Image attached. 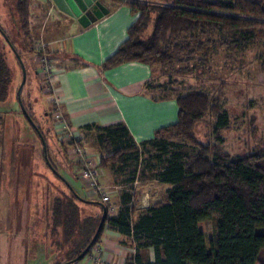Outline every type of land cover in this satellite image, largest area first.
<instances>
[{
  "label": "trees",
  "instance_id": "16d2710c",
  "mask_svg": "<svg viewBox=\"0 0 264 264\" xmlns=\"http://www.w3.org/2000/svg\"><path fill=\"white\" fill-rule=\"evenodd\" d=\"M4 1L15 2L10 7V16L14 20L12 30H16L19 36L23 33L31 42V48L16 45L1 23L0 43L13 46L22 61L20 51L32 52L36 57L30 24L31 0ZM114 1L128 5L133 13L139 14V18L129 30L128 41L106 62V67L140 62L153 71L156 65H170L177 60L190 62L194 51H203L207 43L206 40L199 41L193 51L197 38L207 36L213 28L223 34L222 44L228 47L235 45L239 48L241 42L249 44L259 34L264 37V0H162V5L135 0ZM153 15H156L153 32L147 39H141L140 34L147 31ZM184 54L187 57H183ZM154 80L155 74L149 83L150 89L163 99L176 100L179 119L177 124L160 130L153 140L146 142L156 144L160 134L174 132L199 153L189 157L176 152L169 157L167 147L156 144L168 156L158 175L160 183L169 186L164 199L134 220L136 210L128 206L132 195L126 194V206L118 214H108L100 237L86 257L100 240L105 226H109L132 238L138 250L153 248L155 261L147 264H264V260H260L264 252V153L232 157L217 147L210 148L196 142L192 131L195 123L212 111L209 97L197 90L188 91L184 96H170L162 93V87ZM12 81V70L0 48V103L8 99ZM229 124L228 113L221 112L215 131L218 133ZM96 128L101 145V168L112 164V170L116 169L118 164L127 162L126 156L130 154L137 155L135 160L139 162V146L124 124ZM68 146L67 153L70 142ZM139 168L138 165L130 172L128 181L134 182L140 173ZM53 169L58 172L55 167ZM71 190L70 197L64 196L67 204L58 198L53 209L55 218H58L57 225L70 224L66 228L69 238L77 236L81 239L74 242L75 249L69 253L66 264L79 262L76 259L90 245L102 221V218H88L81 222L75 204L76 194L80 195ZM63 216L65 218L61 221ZM211 221H214L216 236L208 242L206 224ZM128 264L144 263L138 254L134 263Z\"/></svg>",
  "mask_w": 264,
  "mask_h": 264
},
{
  "label": "rangeland",
  "instance_id": "374dc122",
  "mask_svg": "<svg viewBox=\"0 0 264 264\" xmlns=\"http://www.w3.org/2000/svg\"><path fill=\"white\" fill-rule=\"evenodd\" d=\"M14 3L0 0V23L9 31L16 45L29 49L31 42L24 34L19 36L16 30H12L14 20L10 16V7ZM217 31L213 28L207 36L197 38L193 51L199 41L206 40L207 43L203 51H194L192 61L177 60L170 65L153 67L154 82L162 87V93L170 96H184L188 91L197 90L209 97L212 111L196 122L192 131L196 142L210 148L217 147L232 157L264 153V37L259 34L249 44L241 42L239 48L235 45L228 47L222 44L223 34ZM149 36L148 30L140 34L144 40ZM209 39L211 42L208 44ZM41 40L46 41L39 38L33 39V42L35 44ZM0 48L12 70L17 86L14 98L19 103V90L23 83L22 65L7 43L1 41ZM20 53L27 76L25 92L21 94L24 107L44 135L49 150L48 159L60 173L57 156L47 139L52 136L51 120L47 117L42 119L38 112L40 104L35 105L40 97L39 88L45 90V84L43 79L42 85L41 81L31 77L35 66L37 70L34 54ZM184 55L187 57V54ZM18 103L15 109L0 103V264H66L69 253L75 249L74 242L81 239L77 236L69 238L66 234L70 224H56L58 218H55L53 211L56 199L60 198L67 204L63 195L64 185L61 177L50 171L42 141ZM52 109L49 107L50 114ZM221 112L228 113L230 124L217 133L215 127ZM98 133H91L86 143L102 154L101 145L95 137ZM156 144L167 147L169 157L176 152L189 157L199 153L192 144L174 132L160 134ZM156 144H137L139 162L135 160L137 155L130 154L126 156L127 162L113 168L115 179L125 184L130 172L139 165L140 190H137L135 206L139 204L137 197L140 191L147 188L156 190L159 201L164 199L167 188L161 186L158 175L166 165L168 156ZM108 168H112V164ZM70 183L79 193L82 192L78 183L73 180ZM90 213L86 211L85 219L81 220L79 209L81 222H85L92 215ZM102 215L97 219L100 220ZM61 218L63 221L65 216ZM206 229L210 242L216 236L214 221L207 223ZM260 260H264V252Z\"/></svg>",
  "mask_w": 264,
  "mask_h": 264
},
{
  "label": "crops",
  "instance_id": "0c3cea01",
  "mask_svg": "<svg viewBox=\"0 0 264 264\" xmlns=\"http://www.w3.org/2000/svg\"><path fill=\"white\" fill-rule=\"evenodd\" d=\"M135 1L163 4L162 0ZM100 2L110 11L109 14L98 22L84 27L77 19L60 11L53 0H31L30 24L34 41L44 38L46 42L54 43L52 60L59 70L54 83V95L62 98L61 109L66 122L72 132L82 136V143L85 145H87L86 141L91 133L99 132L97 126L112 127L117 124H124L128 128L130 136L136 144L153 140L160 130L177 124L179 106L174 98L163 99L158 92L150 89L149 83L154 79V70L152 71L146 64L129 62L115 67L105 66L106 62L128 41L129 30L138 20L139 14L133 13L128 5L119 4L114 0H100ZM155 18L156 15H153L147 29L150 35L154 29ZM31 77L41 81L40 83L43 85L36 66ZM15 88L17 86L13 80L8 99L2 103L12 109H15L18 103L14 98ZM24 90L25 88L22 90L23 95ZM39 94L40 97L35 105L40 104L38 112L42 119L47 117L51 120L52 136L47 139L53 146L60 166V173H57L63 178H61L64 185L63 195L70 197L72 188L82 198L87 197L89 201L102 203L97 197L85 191L79 179L80 165L67 153L70 139H61L57 135L59 124L52 116L56 109L55 104L52 106V95L47 94L42 87L39 88ZM49 107L53 108L51 114ZM33 129L35 130L34 127ZM95 137L97 138L98 135ZM89 148L100 155L96 148ZM49 169L56 174L50 167ZM113 173L115 171L108 167H102L100 172V182L111 195V202L106 205L109 209V216L118 214L124 209L126 206L124 200H127L126 194L132 195L128 206L130 209L133 207L136 210L137 214L133 217L134 220L138 218L139 214L159 205L162 201H159L156 190L147 188L140 191V195L137 197L139 204L135 206L134 200L137 190L140 188L138 187L140 184L139 175L136 176L134 182L126 181L125 184H121L122 182L116 180ZM72 180L80 185L82 192L79 193L73 187L70 183ZM161 186L169 188L163 183ZM160 198L162 199L163 196ZM75 204L80 209L81 220L85 219L86 211L91 212L92 215L89 218L93 219H97L103 214V209L99 204H86L78 198ZM98 249L103 250L105 256L96 262L92 258ZM138 254L144 264L155 261L153 248L138 250L137 244L132 238L106 226L90 255L72 264H128L134 263Z\"/></svg>",
  "mask_w": 264,
  "mask_h": 264
},
{
  "label": "built area",
  "instance_id": "2783aa9c",
  "mask_svg": "<svg viewBox=\"0 0 264 264\" xmlns=\"http://www.w3.org/2000/svg\"><path fill=\"white\" fill-rule=\"evenodd\" d=\"M54 43L44 40L34 44L36 53L37 73L43 79L45 92L52 95V103L56 109L52 116L59 124L57 135L61 139H70L71 147L69 156L73 157L80 165L79 179L81 180L85 191L97 197L103 204L111 202L109 191L100 182V155L92 151L87 145L82 143V136L72 132L66 122L65 115L61 109L62 98L54 95V83L59 70L52 60V51ZM105 256L103 250L97 251L92 260L99 262Z\"/></svg>",
  "mask_w": 264,
  "mask_h": 264
},
{
  "label": "water",
  "instance_id": "95a60500",
  "mask_svg": "<svg viewBox=\"0 0 264 264\" xmlns=\"http://www.w3.org/2000/svg\"><path fill=\"white\" fill-rule=\"evenodd\" d=\"M53 2L56 4V6L58 7V9L68 15H70L71 17H73L74 19H77L79 21V23H81V25H83L84 27H87L93 23L98 22L99 20L103 19L106 15L109 14V10L100 2V0H53ZM12 51L14 52V54L16 55L17 59L19 60L20 64L22 65L23 68V83L20 87L19 90V104L20 107L24 113V115L27 117V119L30 121V123L32 124V126L35 128V130L37 131V133L39 134L41 141L43 143V147H44V152H45V157H46V161L49 165V167L59 176L61 177L51 166L49 160H48V151H47V143L44 139V137L42 136L40 130L38 129V127L35 125V123L33 122V120L31 119V117L28 115L23 101H22V97H21V93L22 90L26 84V69L24 66V63L20 57V55L18 54V52L13 48V46H10ZM62 178V177H61ZM63 179V178H62ZM76 196L78 197L79 200H81L82 202L85 203H97L99 204L102 209H103V217H102V221L98 227V230L93 238V240L91 241L90 245L86 248V250L76 259V261H80L82 259H84L86 257V255L88 254V252L90 251L91 247L96 243V241L98 240V238L100 237V234L102 232L104 223L106 221V218L108 216V210L105 204L103 203H99V202H93V201H89V200H85L82 197L78 196L76 194ZM68 264H72V263H68Z\"/></svg>",
  "mask_w": 264,
  "mask_h": 264
}]
</instances>
